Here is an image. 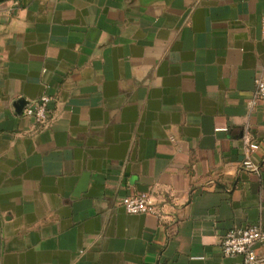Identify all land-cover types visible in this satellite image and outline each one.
Returning a JSON list of instances; mask_svg holds the SVG:
<instances>
[{
	"label": "crops",
	"instance_id": "obj_1",
	"mask_svg": "<svg viewBox=\"0 0 264 264\" xmlns=\"http://www.w3.org/2000/svg\"><path fill=\"white\" fill-rule=\"evenodd\" d=\"M263 14L264 0L1 1L0 264H242L219 241L264 228V100L248 106ZM43 94L39 124L22 111ZM245 133L259 172L242 168ZM143 192L158 214L126 213Z\"/></svg>",
	"mask_w": 264,
	"mask_h": 264
},
{
	"label": "built area",
	"instance_id": "obj_2",
	"mask_svg": "<svg viewBox=\"0 0 264 264\" xmlns=\"http://www.w3.org/2000/svg\"><path fill=\"white\" fill-rule=\"evenodd\" d=\"M260 29L264 35V14L261 16ZM51 97L43 94L23 109V115L32 118L36 123L43 124L49 119V102ZM259 100H264V79L254 78V89L251 99L248 101L250 108L254 107ZM244 149V160L242 168L245 170L259 172L260 165L254 161L253 153L259 148L256 140L249 133L242 137ZM120 203L128 214L151 212L158 214L152 200L146 193L129 194L121 198ZM264 243V228L258 223L228 228L220 237L219 248L223 256L242 257V264H262L264 255L256 252V246Z\"/></svg>",
	"mask_w": 264,
	"mask_h": 264
},
{
	"label": "water",
	"instance_id": "obj_3",
	"mask_svg": "<svg viewBox=\"0 0 264 264\" xmlns=\"http://www.w3.org/2000/svg\"><path fill=\"white\" fill-rule=\"evenodd\" d=\"M3 0H0V2ZM25 103L24 98H18L15 102H14V107L17 109L18 112H21L22 107Z\"/></svg>",
	"mask_w": 264,
	"mask_h": 264
}]
</instances>
